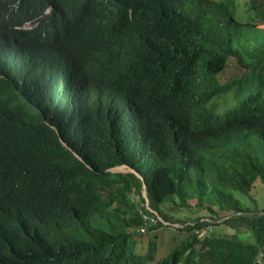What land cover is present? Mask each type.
<instances>
[{"label": "trees", "instance_id": "16d2710c", "mask_svg": "<svg viewBox=\"0 0 264 264\" xmlns=\"http://www.w3.org/2000/svg\"><path fill=\"white\" fill-rule=\"evenodd\" d=\"M0 24V264H264L234 196L264 188V0H0Z\"/></svg>", "mask_w": 264, "mask_h": 264}, {"label": "rangeland", "instance_id": "374dc122", "mask_svg": "<svg viewBox=\"0 0 264 264\" xmlns=\"http://www.w3.org/2000/svg\"><path fill=\"white\" fill-rule=\"evenodd\" d=\"M236 2V8L237 9H240V4H243L244 0H235ZM245 15V13H244ZM238 17V18H237ZM237 19L239 21H241V18L239 15H237ZM242 70L240 68H238L234 62L230 59L228 60V64H227V67L225 68L224 72L219 76V81L221 83L231 79V78H236V77H239L241 76L242 74ZM128 169H118L116 170L117 172H121V173H128L127 171ZM251 195L253 196H256L255 198V201L252 202L249 197L245 194H241V193H235L234 196L240 201V203L242 205H245L247 207H257V208H263L264 207V188H262L261 186L259 187H256L253 189V191L251 192ZM168 212V211H167ZM169 214L176 220V219H179L181 221H186L185 219L188 218V217H191V218H194L197 214L195 215H192L190 213H182L180 215H177L176 213H170ZM205 215V214H204ZM219 220V219H218ZM181 225L180 224H176V225H173V227L169 228L168 230V235H172L175 233L174 229L173 228H176V227H180ZM214 231V232H213ZM213 233L212 234H217L219 236H227V238H235V239H238V240H241V241H249L251 240V234L248 232V231H235V232H231V230L229 228H227L226 226L220 224L216 227L213 228ZM229 233H228V232ZM205 233H202V237L205 236ZM176 234V233H175Z\"/></svg>", "mask_w": 264, "mask_h": 264}, {"label": "built area", "instance_id": "2783aa9c", "mask_svg": "<svg viewBox=\"0 0 264 264\" xmlns=\"http://www.w3.org/2000/svg\"><path fill=\"white\" fill-rule=\"evenodd\" d=\"M149 218L148 217H144V221H147ZM149 221H153V220H149ZM210 228L212 229V226H210ZM142 232H143V230H142ZM202 233H204L203 231H197V235H198V237H202L201 235H202ZM260 256L263 258V260H264V253H261L260 254ZM259 262V261H258ZM259 263H261V262H259Z\"/></svg>", "mask_w": 264, "mask_h": 264}, {"label": "clouds", "instance_id": "9594fccd", "mask_svg": "<svg viewBox=\"0 0 264 264\" xmlns=\"http://www.w3.org/2000/svg\"><path fill=\"white\" fill-rule=\"evenodd\" d=\"M26 25H29V24H26ZM1 26H4V25H1V24H0V27H1ZM121 167H122V168H125V169H128V170H127L128 172H130V171L133 172L131 169H129V168L126 167V166H121ZM117 168H119V167H117ZM114 169H115V168H114ZM111 171H112V172H115L116 170L113 171V169H112ZM144 193H145V192H144Z\"/></svg>", "mask_w": 264, "mask_h": 264}, {"label": "water", "instance_id": "95a60500", "mask_svg": "<svg viewBox=\"0 0 264 264\" xmlns=\"http://www.w3.org/2000/svg\"><path fill=\"white\" fill-rule=\"evenodd\" d=\"M118 169H123L122 167H119V168H115V169H113V171L114 170H118ZM131 172V171H130ZM143 197L145 198V193H143Z\"/></svg>", "mask_w": 264, "mask_h": 264}]
</instances>
